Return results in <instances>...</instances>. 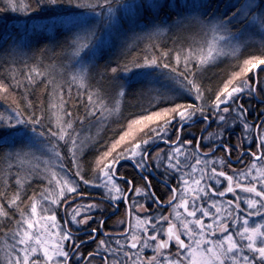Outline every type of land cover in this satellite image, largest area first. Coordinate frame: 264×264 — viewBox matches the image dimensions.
<instances>
[{
    "label": "snow or ice",
    "instance_id": "6c2138e0",
    "mask_svg": "<svg viewBox=\"0 0 264 264\" xmlns=\"http://www.w3.org/2000/svg\"><path fill=\"white\" fill-rule=\"evenodd\" d=\"M9 11L25 22L0 31V264H264V0ZM218 63L231 70L209 87ZM41 86L56 104L29 99ZM93 122L122 129L98 155L79 131Z\"/></svg>",
    "mask_w": 264,
    "mask_h": 264
},
{
    "label": "trees",
    "instance_id": "16d2710c",
    "mask_svg": "<svg viewBox=\"0 0 264 264\" xmlns=\"http://www.w3.org/2000/svg\"><path fill=\"white\" fill-rule=\"evenodd\" d=\"M25 22V17L18 13L13 12H0V31L4 30H12L14 26H19ZM142 53L138 54L141 55ZM65 55H70V53L66 54L63 52H58L56 55L57 60H62ZM46 64H48V61H45ZM50 71L53 72V76H56V71L58 69L49 68ZM231 70L229 65L227 63H218L217 66L211 67L210 70L205 75V83L208 84L209 87H215L216 84L220 82V80L224 77L225 73L227 71ZM5 75V73L0 70V78H2ZM16 75H19V71H17ZM58 82H62L59 80V77H56ZM67 87V86H66ZM22 89H17V95L12 97V100L19 99V93L22 92ZM35 97H39L40 102L45 105L46 107L49 104H56V98L55 96L50 97L48 94V91L45 90L42 86L37 87L34 90V96L30 95L29 99H34ZM67 99V95L65 97ZM134 103V102H133ZM68 104L71 105V109L73 112V116H77V114H82V105L76 103V85L74 84L72 86V99L68 101ZM67 106V105H65ZM7 105L3 100H0V112H3ZM122 110L124 111L125 116L128 115L129 112H135V108L132 106V104H122ZM51 112L55 118L63 119V113L60 109V107H56L51 109ZM75 126V125H74ZM86 128L79 129L81 134L85 132ZM122 131L119 123H108V126L105 127L104 131L100 134V137L98 140H95V143L93 142V150L92 152H95L96 155L99 154L100 151H103L104 148L107 146V143L117 137L119 133ZM99 151V152H98ZM91 159V157H89ZM22 172L23 175L24 172H26L29 168H26L24 164L21 162ZM6 173V166L5 164L0 161V191H3V180L5 178Z\"/></svg>",
    "mask_w": 264,
    "mask_h": 264
},
{
    "label": "rangeland",
    "instance_id": "374dc122",
    "mask_svg": "<svg viewBox=\"0 0 264 264\" xmlns=\"http://www.w3.org/2000/svg\"><path fill=\"white\" fill-rule=\"evenodd\" d=\"M208 40L211 39V37H207ZM161 83H164L163 81ZM157 87L160 86V84H157L156 85ZM108 126V123H96V122H93L91 125H88L86 127V130L85 132H83L81 134V139H85V140H91L92 142H95V140H98L99 137H100V134L102 133V131H104L105 127ZM143 127L142 124H138V125H134L133 126V129H134V132L133 134H136L139 129H141ZM91 145L88 149V151L91 149ZM35 154L37 156H39L41 153L39 150H35ZM22 163L24 164V166L26 168H31L34 166L35 164V161L31 160V159H26L24 161H22Z\"/></svg>",
    "mask_w": 264,
    "mask_h": 264
},
{
    "label": "flooded vegetation",
    "instance_id": "af4514ba",
    "mask_svg": "<svg viewBox=\"0 0 264 264\" xmlns=\"http://www.w3.org/2000/svg\"><path fill=\"white\" fill-rule=\"evenodd\" d=\"M256 71H258V69ZM249 75H252V73H249ZM188 131H189V133L195 134L196 136H199L200 135V131H199V128L198 127L190 128ZM233 142H235V141H233ZM92 150H93V146L91 147V149L89 151H92ZM218 155H220V153H218ZM85 167H86V165H85ZM129 170H131V169H129ZM124 218H125L124 209L121 206L120 207V211L116 215H114L111 220H108L107 218H105V222H106V225H108L109 227H112V226L115 225V223L117 221H119L121 219H124Z\"/></svg>",
    "mask_w": 264,
    "mask_h": 264
}]
</instances>
